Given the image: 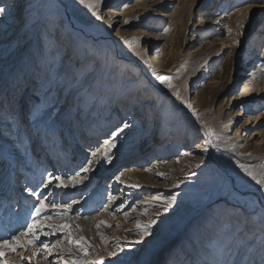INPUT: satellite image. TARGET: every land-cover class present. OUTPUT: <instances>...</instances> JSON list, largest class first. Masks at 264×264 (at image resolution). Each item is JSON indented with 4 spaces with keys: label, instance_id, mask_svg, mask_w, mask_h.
Wrapping results in <instances>:
<instances>
[{
    "label": "rangeland",
    "instance_id": "1",
    "mask_svg": "<svg viewBox=\"0 0 264 264\" xmlns=\"http://www.w3.org/2000/svg\"><path fill=\"white\" fill-rule=\"evenodd\" d=\"M4 1L6 4L11 2ZM139 1L102 0L100 14L105 19L97 21L75 0H55L61 5L66 4V9L63 6L60 9L64 15L71 13L82 25L101 29L118 39L142 38L135 47L144 54L143 58L137 57L122 43L123 56L120 59L124 63L135 58L142 62L147 59L159 74L172 77L171 82L181 98L188 99L191 110L197 111L201 121L215 133L212 135L215 155L241 189L242 198H251L257 186L244 177L238 165L243 163L254 165L257 169L264 168V28L254 31L255 23L264 20V16L260 15L264 9L251 8V25L245 29L243 37H237L238 23L248 22L247 9L252 0H196L195 13L190 8L195 0H148V8L142 6L137 10L135 5ZM202 18L207 21L206 25H201ZM216 19L219 21L216 22ZM65 23L68 24L66 20ZM228 26L232 29L230 35ZM165 27L168 32L163 31ZM143 39L148 41L143 42ZM234 39L241 40L239 48L233 44ZM98 41V57L103 60L107 56L112 78L123 90L118 91L111 103L106 97L101 99L92 111L91 127L86 137L68 149L66 157H53L51 163L45 160L44 167L50 171L59 169V173L71 172L89 155L90 145L94 148L100 144L103 150L101 142L116 126L129 121L136 128L125 132L120 140L123 146L110 165H99L89 174L83 186L70 189L67 196L61 193L55 199L57 202H61L62 198L80 200L70 215L75 216L79 212L80 216L90 217L88 221H72L73 224L79 223L85 229L81 234L96 245L90 251L99 253V256L93 255L89 259L99 260L102 256L103 264H122L126 257L110 258L106 251L113 250L115 238L122 243L138 239L135 235L136 222H147L156 210L144 202L155 195L180 193L178 208L171 214L173 228L166 245L154 256V261L155 264H202L206 250L219 241V228L210 225L215 206L202 195V186L210 173L224 174L212 164L209 150L207 153L203 151L207 148L204 138L191 134L193 123L182 116L181 100H177L165 84L152 76L146 65L147 73L165 90L160 93L153 90V86L142 81L138 83L140 77L133 74L130 66L120 65L109 46L103 44L105 41L101 38ZM236 66H240L238 73H235ZM249 91L251 96H247ZM129 95H139L141 99L155 102L161 117V127L155 137L151 132L142 134L145 108L134 106V101L124 103ZM246 105L248 111H242L238 119V110ZM252 112L258 117L261 115V119L254 124V129L243 131L247 116ZM254 130L259 134L256 140L252 134ZM243 145H246L245 148ZM164 146H175V149L159 158L158 151ZM121 172L124 183L116 180ZM193 172L197 175L191 176ZM36 174L35 167L28 162L16 165L11 171L0 167V239L27 222L34 198L24 189L33 186L31 178ZM177 183L180 187H173ZM132 184L140 187H128ZM109 193L117 197L114 204H108ZM102 204L108 205L109 211L97 213L96 209ZM145 209L147 214H144ZM101 219L112 225L99 230L106 237L104 243H101L95 229V221ZM10 222L12 226L15 224L12 229ZM51 222L69 221L54 217ZM60 235L42 236L41 240L54 243ZM190 237L194 239V245L189 244ZM135 247L140 248L139 245ZM193 248L199 252L197 256L191 255ZM25 255H30V252ZM57 255L54 249L48 261L42 260L41 264H49Z\"/></svg>",
    "mask_w": 264,
    "mask_h": 264
},
{
    "label": "snow or ice",
    "instance_id": "2",
    "mask_svg": "<svg viewBox=\"0 0 264 264\" xmlns=\"http://www.w3.org/2000/svg\"><path fill=\"white\" fill-rule=\"evenodd\" d=\"M75 3L86 8L95 20L105 19L100 14L102 0H75ZM62 6L67 8L55 0H11L0 6V128L3 129L0 131V167L11 171L16 165L28 162L37 171L31 178L33 186L24 189L34 198L27 222L0 239V264H41L42 260L48 261L54 249L58 255L49 264H103L102 256L99 260L88 258L99 256L90 251L96 245L81 234L85 229L79 223H72L90 218L80 216L79 212L70 215L80 200L62 198L57 202L55 197L61 193L67 196L70 189L83 186L99 165H110L123 146L120 140L125 132L136 128L129 121L116 126L101 142L103 150L100 144L94 148L90 145L89 155L71 172L59 173V169L50 171L44 167L45 160L51 163L53 157H66L68 149L86 137L92 111L101 99L106 97L111 103L118 91L123 90L112 78L107 56L101 60L97 55L100 50L98 39L90 37L83 29L66 24L60 10ZM253 6L264 9V0H252L247 9L248 22L238 23L237 37H243L245 29L251 25ZM125 23L129 21L125 20ZM262 28L264 20L257 21L254 31ZM163 31L169 29L165 27ZM227 31L229 35L232 33L231 28ZM120 39L137 57L143 58L144 54L135 47L142 38ZM233 44L239 48L241 40L234 39ZM143 63L152 76L191 110L192 106L186 104L176 91L172 77L159 74L147 59ZM133 101L134 106L145 108L142 134L151 132L155 137L161 127L155 102L141 99L139 95H129L123 102ZM208 134L215 135L211 130ZM203 151L207 153L208 149ZM52 167L55 169V164ZM238 167L244 177L257 186L251 198H242L243 193L235 182L221 174L210 173L202 186V195L215 206L210 225L219 228V241L206 250L202 264H264V168L243 163ZM196 175L191 173V176ZM121 176L123 172L116 180L124 183ZM173 187L179 188L180 184ZM179 195H155L145 201L156 210L147 222H136L138 239L122 243L115 238L113 250H107L106 255L117 259L126 257L122 264H155L154 256L166 245L173 228L171 214L178 208ZM107 199L108 204H114L117 197L109 193ZM101 210L108 212V205L102 204L96 209L97 213ZM54 217L69 222L52 223ZM102 227L112 225L103 219L95 221L96 234L104 243L106 237L99 231ZM57 233L62 235L54 243L41 240L42 236L50 238ZM189 244H194L191 237ZM181 250H184L183 246ZM26 252L30 255H25Z\"/></svg>",
    "mask_w": 264,
    "mask_h": 264
},
{
    "label": "bare ground",
    "instance_id": "3",
    "mask_svg": "<svg viewBox=\"0 0 264 264\" xmlns=\"http://www.w3.org/2000/svg\"><path fill=\"white\" fill-rule=\"evenodd\" d=\"M7 2H8V0H7ZM109 2H112V0H109ZM5 4H6V2L3 0V3H0V6L5 5ZM62 4L66 5L64 3H62ZM195 5H196V0L192 3V7H190L192 13H195V10H196L195 9ZM142 6L148 8V6H149L148 5V0H140L135 5V7H137V10L140 9ZM260 15L264 16V10L260 11ZM65 20L67 21L68 24H71L76 29L85 30L90 37H94V38H97V39L101 38L103 41H105V42H103V44L109 46V50L111 51V54L116 59V61H118L120 65H122L124 63L120 59V57L123 56L122 55V51H121V44H122V41H120L121 39H118L116 37L114 38L110 33L106 32V31H103L101 29H97V28H95L93 26L82 25L80 22H78V20L75 17L72 16L71 13L70 14L69 13L67 14V12L65 13ZM218 21H219V19H216V22H218ZM203 23L206 25L207 21L204 22V20L202 18L201 19V25ZM227 28H230V26H228ZM147 41H148L147 39H143V42H147ZM127 49L131 50L128 47H127ZM124 64H127V66H130L129 68H131V70L133 71V74L135 76H139L140 77L138 79V81H137L138 83L142 81L143 84H146L148 86H153V90L158 91L160 93L163 92V90H165V87L160 88V86L157 85V82L154 80V78L150 74L147 73V68H146L145 64L140 59H138V58L130 59L127 62L125 61ZM238 67H240V66H238ZM238 67L236 66L235 73L236 72L238 73V70H239ZM148 80H150L151 82L149 83ZM247 96H251L250 91L247 92ZM172 97H173V99L175 98L174 96H172ZM182 100L184 102H186V104H189L188 103V99L184 98ZM180 103H181V107L183 108V109H180V112H181L182 116L186 120H191L192 123H193V127L191 128V132H192L191 134L196 135L197 138H199V137L204 138L205 144L207 146V149L209 150L210 154L213 153L212 157L209 155V159L211 158V162L216 167V169L219 172H221L222 174H224L222 172V170H219L217 168V166H216V164L219 163V165L221 166V169H224V170L227 171V169H225V167L220 163V161L217 159V157L215 155L216 147L214 145V140L212 138V135L208 134L210 129L206 126V124H204L201 121L197 111L189 110L185 106V103H182V102H180ZM247 109H248V105H246L244 108L238 110V113H237L238 119L241 116V112L242 111H248ZM252 113L253 114H249L247 116V121H246L245 126L243 128V131H246L248 128H250V130L254 129V126H256L254 124L261 119V115L258 117V116H256V114L254 112H252ZM196 121H197V124H196ZM255 131L256 130H254L252 132V134H254V136H256V138H255V140H256L258 138L259 134L257 132H255ZM245 146L246 145H243V148H245ZM174 149H175V146H167V147L164 146V147H161L159 149V151H158L159 158L169 155L170 153H172L174 151ZM11 224H12V222H10V225ZM13 226L15 227V224ZM13 226L11 225L10 229H12ZM193 249L191 251V255H196L197 256L199 254V252L196 251L195 249L194 250Z\"/></svg>",
    "mask_w": 264,
    "mask_h": 264
},
{
    "label": "water",
    "instance_id": "4",
    "mask_svg": "<svg viewBox=\"0 0 264 264\" xmlns=\"http://www.w3.org/2000/svg\"><path fill=\"white\" fill-rule=\"evenodd\" d=\"M196 124H197V121H196ZM212 155H213V153H211V157H212ZM215 164H216V163H215ZM216 166H217V168H218L219 170H222V172H223L224 174H226V176H227L229 179H231V180L233 181L231 175H230L226 170L221 169V166L219 165V163H217Z\"/></svg>",
    "mask_w": 264,
    "mask_h": 264
}]
</instances>
